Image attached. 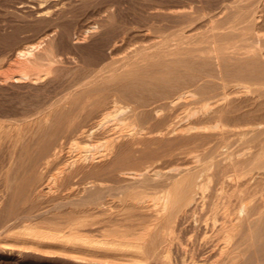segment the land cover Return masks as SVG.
I'll return each instance as SVG.
<instances>
[{"label": "bare ground", "instance_id": "obj_1", "mask_svg": "<svg viewBox=\"0 0 264 264\" xmlns=\"http://www.w3.org/2000/svg\"><path fill=\"white\" fill-rule=\"evenodd\" d=\"M224 1L218 13L202 0L155 7L147 44L117 54L114 40L30 124L0 109L1 222H32L26 235L63 242L80 264H264V32L247 0ZM37 42L1 91L42 79L31 70L51 60ZM181 100L200 104L186 124L169 112ZM182 148L183 166L159 169Z\"/></svg>", "mask_w": 264, "mask_h": 264}, {"label": "rangeland", "instance_id": "obj_2", "mask_svg": "<svg viewBox=\"0 0 264 264\" xmlns=\"http://www.w3.org/2000/svg\"><path fill=\"white\" fill-rule=\"evenodd\" d=\"M41 1L40 0H0V74L1 73L3 74L5 72L8 73L9 71L11 74L18 73L19 68L17 67L16 69L15 67L16 65L14 64H16L19 59L15 60L16 59L15 53H17V51L23 48H26V46L28 47L33 44L34 45L37 44L38 43L37 41L39 42L42 41V43L40 44L41 46H39V48L36 49L37 51L36 50L34 51V53L41 51L45 48H48L49 49L48 55L51 60L50 62H48V64L47 61H45L43 63L44 65L31 70L32 73H36L38 75L42 74L41 75L42 79L38 82V84L34 86L13 87L9 89H3L2 91L0 90V109L5 110L6 112L9 111L10 114L18 115L16 119L15 117L12 118L10 117L7 123L6 122L4 123L1 129V131L4 132H6L10 126H13L11 124H8V122L11 120L15 119L18 120L19 122L25 120L26 124H30L31 121L33 122L34 121L33 118L35 119L36 116L38 117L39 116L38 114L42 113L47 108V106L50 105L49 103L53 100V98H57V97L59 98L63 93H65L69 89V87L73 85L74 83L73 79H76L75 77H77L79 67L83 66L85 62L91 61L93 58H96L100 50H106L107 46H109V44H111L114 40L121 39L122 37L124 38L119 48L120 50L117 54H121L120 52H123L126 48L129 49L133 46L142 43L147 44L148 41L145 40L143 41V39H141V36L139 35V30H143L145 29V27L148 28L150 24L155 22L156 18L151 16V13L154 12L155 7H164V6L172 7L174 5L177 6L181 3L179 1H182L184 5V0H71V1L55 0L48 2H41ZM247 1L248 4L250 5L249 8H251V10H255V11L257 10L256 11L257 14L255 13V16H257L258 18L260 16L259 20L256 17L258 21L256 19L255 21L258 22L257 23L259 24L258 26L261 25L259 28L260 30L258 32H260V34L262 32L263 34L264 20L262 19H264V0H260L261 2L259 0H247ZM226 3L227 2L224 0L221 1L202 0L200 6L207 5L203 7L213 8L212 9L213 12L218 13ZM254 4L256 5L254 6ZM23 6H28L29 8H25ZM39 6H41L40 7L41 9L43 8L48 11V13L45 16L39 15L40 14ZM260 7H261L260 10L261 12L260 11L258 12ZM109 19H111V21L113 20L114 25L108 24ZM229 20L230 18L224 19L226 25H228ZM93 26H96V28H98L96 29L97 33L94 36H89L90 33L89 31H91ZM241 27L242 26L240 25V27L237 28L236 30L237 34H240L242 32ZM84 31L87 32L85 36H84L85 34ZM101 32L102 33L104 32L103 33L104 35ZM99 33L102 35L100 36ZM105 33H107V35ZM40 37H41V41L39 39ZM73 37H78V38L80 37V39L78 38H74V39L75 40L78 39L79 42L84 41V43L81 44L79 42L77 43L73 39ZM100 38L103 39L104 41H102ZM225 42L226 41H224V43ZM232 42L233 40H228L227 43H232ZM257 47L261 51H264V42L259 43ZM248 50H250V48ZM57 57L58 58L61 57L60 58L61 60H59ZM46 65H48L50 68H48V66ZM7 68H9L8 72L6 71ZM49 69L50 70L53 69V71H50ZM44 73L46 75L49 74V76L47 75L45 77ZM43 77H45L46 79ZM190 97L191 99H189ZM190 97L186 96L183 97V99L184 100L186 99L185 101L188 102L187 100L188 98L190 102V100L197 98L196 96H190ZM184 100L183 101L181 100L182 102H180L177 106H174L172 110L169 111V109L165 108L161 113L166 114L176 110V113L173 114L174 115L176 114V116L180 118L183 117L181 119L183 121L182 124L188 123V120L187 122H184V119L186 120L185 116L187 117L190 115V114L188 115V110L191 109L190 111L193 113L192 111L193 108L196 106L195 108L197 111L200 104H193V103L186 104ZM192 113L190 115L191 117L189 116V119L193 117L192 115L194 113L193 114ZM116 114H119V112H117ZM197 115H195V117ZM27 120L30 121L28 122ZM188 152L189 149L186 150L183 148L182 150L178 149L177 151L176 150L173 151L169 155V157L171 158L172 156V158L170 159L169 157H167L165 160L166 162L164 163V165L160 164V166L161 165L162 166L159 169L161 170L164 169L163 171H166L168 169L169 170V171L167 170L168 172L174 171L173 168L175 169L180 167L179 165L177 167V164H180L182 162V160L179 161L180 156H182V158L184 156L189 157L190 154H188ZM182 153L184 154V156L182 155ZM173 159H177V162ZM172 161L173 163H171ZM178 161L180 163H178ZM175 163L177 164L175 165ZM173 164L176 167H173ZM183 164H185V161ZM183 164L180 165L183 166ZM168 165H170L172 171H170L171 169L168 168L169 167ZM8 198H9V190L6 189V187H0V210L5 205L4 202L7 203ZM148 198H149L148 200H150V201L147 200L149 204L155 202V199H152L153 198L152 196H148ZM112 206L115 207L114 210L117 209L121 210L122 208L120 202L117 201H114ZM148 212H149L148 210H141L136 213H138L139 215H148L149 214ZM9 222L8 223L10 226L8 225V223L4 224V222H1L0 220V230L2 231V232L0 231V264H80L73 261V257L71 256L75 254L68 246L64 245L63 242H58L55 240L47 241L46 239H40V238L37 239V237L31 238L30 236L26 235L25 228H27L28 226L29 227L35 226L33 225L32 222L25 223V222H21L20 220H16L13 223L12 221ZM3 224L5 226H3ZM19 224H23V225H19ZM44 229L45 228H41V230ZM64 253H68V255ZM69 254H71L70 257Z\"/></svg>", "mask_w": 264, "mask_h": 264}]
</instances>
